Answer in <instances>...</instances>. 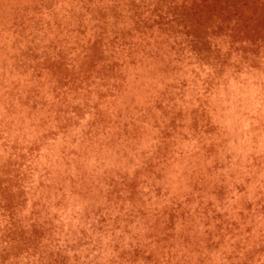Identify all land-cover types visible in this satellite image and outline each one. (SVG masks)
I'll return each mask as SVG.
<instances>
[{"label":"rangeland","instance_id":"obj_1","mask_svg":"<svg viewBox=\"0 0 264 264\" xmlns=\"http://www.w3.org/2000/svg\"><path fill=\"white\" fill-rule=\"evenodd\" d=\"M61 7L0 0L31 37L0 79V264H81L153 206L158 242L199 226L227 264H264V0Z\"/></svg>","mask_w":264,"mask_h":264},{"label":"clouds","instance_id":"obj_2","mask_svg":"<svg viewBox=\"0 0 264 264\" xmlns=\"http://www.w3.org/2000/svg\"><path fill=\"white\" fill-rule=\"evenodd\" d=\"M69 4L70 0H62L63 7L56 9V11H59L61 16H65L66 13L63 8L69 6ZM54 14V12L45 11L41 13V16L47 21L51 20ZM37 18L39 19L40 17ZM2 29L3 26L0 25V79H3L2 74L5 71V62L11 67V58L19 55L31 40V37L25 40L22 37L4 32ZM32 31L33 29L29 28V32ZM44 31H47L46 27ZM25 35L27 36L28 33H25ZM39 35L43 36L44 32H40ZM2 95L3 90L0 88V96ZM4 109L5 105L0 101V119L4 118ZM114 167L120 171L125 170L123 163L116 164ZM179 168L180 170L192 171L195 168V164L193 162L192 165H189L188 161L183 159V163L179 165ZM179 174V171L175 173L176 176H179ZM181 180H183V177H181ZM261 188H264V184L261 185ZM164 203L166 204L168 201L165 200ZM153 207L155 211H150L148 215L144 217L136 216L135 223L129 226L128 231H114L104 241V244L98 247L97 251L89 249L83 253L84 259L81 264H89L93 257H96L94 264H128L126 257L134 249H143L154 253L158 264H227L225 258L227 249L222 252H213L206 249L202 244L203 239L206 237L202 227L199 226L191 232L177 229L173 231L166 242H158V237L169 236V233L165 231L163 223H157L156 213L158 208ZM73 223L75 225L78 221ZM185 235H190L191 242L184 241L183 237ZM136 264H143V262L138 260Z\"/></svg>","mask_w":264,"mask_h":264}]
</instances>
